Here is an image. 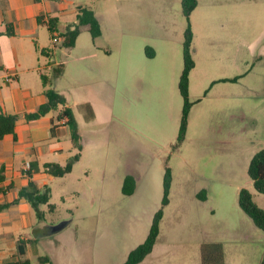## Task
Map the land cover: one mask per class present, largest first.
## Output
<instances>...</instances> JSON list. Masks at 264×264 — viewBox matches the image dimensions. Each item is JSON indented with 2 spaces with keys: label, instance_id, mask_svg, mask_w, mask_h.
<instances>
[{
  "label": "rangeland",
  "instance_id": "obj_1",
  "mask_svg": "<svg viewBox=\"0 0 264 264\" xmlns=\"http://www.w3.org/2000/svg\"><path fill=\"white\" fill-rule=\"evenodd\" d=\"M182 1L82 0L95 12L101 35L93 39L82 27L73 49L54 44L44 28L43 41L54 52L44 70L48 88L66 98L81 157L70 174L49 181L54 210L41 206L45 220L33 210V224H12L13 233L0 239V262L10 261L20 238L29 237L38 240L28 246L30 264H47L42 258L123 264L162 209L156 245L141 264H202L203 248L212 244L221 245L225 264H264V232L239 205V193L247 189L264 210V194L248 176L252 158L264 149V57L258 46L264 0H198L189 20ZM69 15L64 22L75 23ZM189 25L192 109L178 145ZM77 153L65 150L61 164ZM167 168L173 181L163 207ZM128 176L137 184L129 196L123 193ZM64 222L69 225L59 232H40Z\"/></svg>",
  "mask_w": 264,
  "mask_h": 264
},
{
  "label": "crops",
  "instance_id": "obj_2",
  "mask_svg": "<svg viewBox=\"0 0 264 264\" xmlns=\"http://www.w3.org/2000/svg\"><path fill=\"white\" fill-rule=\"evenodd\" d=\"M81 1L0 0V76L13 77L9 84L0 83V113L19 116L15 135L10 134L0 140V206L9 205L0 212L1 240L13 233L12 224H33L34 209L28 200L20 198V191L30 182L40 189L50 187L48 183L55 177L44 171V165L55 163L64 166L61 161L65 150L75 149L66 119L59 118L63 110L70 109L67 103L59 108L57 114L51 111L37 120H28L27 117L46 102L48 86L45 87L43 77L47 80L48 77L44 70L51 67L54 52L43 41L44 28L48 29L53 40L54 32L49 28L51 21H55V32L59 34L75 26L77 21L66 24L64 20L68 13L77 19L79 9L87 8ZM258 46L259 55L264 57V40ZM41 54L50 62L43 64ZM40 232L47 235L50 227ZM20 240L32 239L24 237Z\"/></svg>",
  "mask_w": 264,
  "mask_h": 264
},
{
  "label": "trees",
  "instance_id": "obj_3",
  "mask_svg": "<svg viewBox=\"0 0 264 264\" xmlns=\"http://www.w3.org/2000/svg\"><path fill=\"white\" fill-rule=\"evenodd\" d=\"M182 6L184 14L189 20L190 16L198 6V0H183ZM82 27H87L89 29L93 39H96L101 35L100 22L95 16V13L87 8H81L79 9V13L77 15L76 25L73 27H68L64 32L60 33L64 38V41L61 45L64 48L73 49L76 46V42L80 36ZM49 28L51 32H55V21L50 22ZM193 39L194 35L189 25L186 30L183 43L184 69L179 82V90L184 101V107L180 133L178 136V145H180L185 139L188 128V119L192 109L189 87L190 74L195 68V61L192 55ZM146 54L149 58H153L155 55L154 50L149 47L146 48ZM43 83L45 87L48 86L47 78L43 77ZM45 97V104L42 105L37 110V112L29 115L27 117L28 120H37L49 114L51 111L56 110L59 106H65L67 102L64 96L52 88L46 89ZM88 108L91 111V107L88 106ZM91 114L93 116L92 111ZM59 118L66 119L67 125L70 128L73 146L79 151V153L71 157L64 166L55 163H47L44 165V171L53 175L55 178H62L70 174L74 165L79 162L81 157L80 152L82 151L81 136L78 130L77 121L72 111L70 109L63 110L60 113ZM18 120V115H9L3 112L0 113V140L4 139L7 135H15V128ZM248 176L253 182L255 190L261 194H264V149L257 152L252 158L248 168ZM172 181L173 176L171 169L167 168L163 182V207L169 204V194L172 187ZM136 185V179L133 176L126 177L123 186V193L127 196L133 195L137 187ZM200 195H206V193L202 192ZM19 196L20 198H24L30 202L40 221L45 220V212H43L41 209L42 205H48L50 211L54 210V206L50 204L52 189L48 186L40 189L34 182H30L26 188L20 191ZM239 205L242 211L252 220L254 225L264 232V210L255 203L253 195L247 189H242L240 191ZM8 207L9 205L0 206V212L7 209ZM163 215L164 212L162 209L155 214L149 235L147 236L146 240L129 253L126 261L123 264H141L153 252L160 234V224L163 219ZM66 223L67 225L65 227L69 225V222ZM29 244L34 246L36 242L30 240H20L18 242V254L6 264H30L29 260L25 259ZM41 261L42 263L52 264L51 260L48 258H42ZM202 264H225L221 245H205L202 252Z\"/></svg>",
  "mask_w": 264,
  "mask_h": 264
},
{
  "label": "built area",
  "instance_id": "obj_4",
  "mask_svg": "<svg viewBox=\"0 0 264 264\" xmlns=\"http://www.w3.org/2000/svg\"><path fill=\"white\" fill-rule=\"evenodd\" d=\"M63 41L64 38L59 33L56 32L53 33L54 44H62ZM12 80L13 77L11 75L0 76V83L2 85L9 84Z\"/></svg>",
  "mask_w": 264,
  "mask_h": 264
},
{
  "label": "water",
  "instance_id": "obj_5",
  "mask_svg": "<svg viewBox=\"0 0 264 264\" xmlns=\"http://www.w3.org/2000/svg\"><path fill=\"white\" fill-rule=\"evenodd\" d=\"M67 225L66 222L58 225V226H55V227H50V232L51 233H56V232H59L61 231L62 229H64V227Z\"/></svg>",
  "mask_w": 264,
  "mask_h": 264
}]
</instances>
